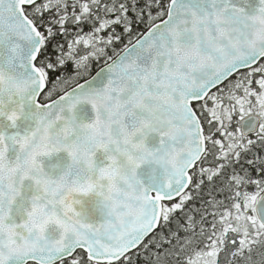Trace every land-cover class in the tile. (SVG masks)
Returning a JSON list of instances; mask_svg holds the SVG:
<instances>
[{"label":"snow or ice","instance_id":"obj_1","mask_svg":"<svg viewBox=\"0 0 264 264\" xmlns=\"http://www.w3.org/2000/svg\"><path fill=\"white\" fill-rule=\"evenodd\" d=\"M0 264H264V0H0Z\"/></svg>","mask_w":264,"mask_h":264}]
</instances>
